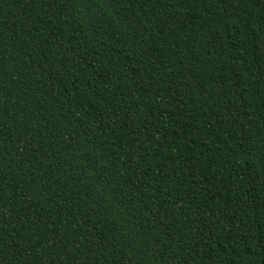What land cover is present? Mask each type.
I'll return each mask as SVG.
<instances>
[{
  "label": "trees",
  "instance_id": "16d2710c",
  "mask_svg": "<svg viewBox=\"0 0 264 264\" xmlns=\"http://www.w3.org/2000/svg\"><path fill=\"white\" fill-rule=\"evenodd\" d=\"M0 264H264V0H0Z\"/></svg>",
  "mask_w": 264,
  "mask_h": 264
}]
</instances>
